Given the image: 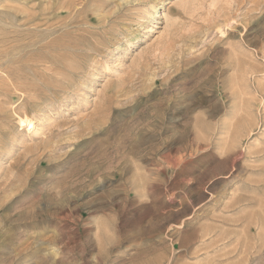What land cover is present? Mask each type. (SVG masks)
Instances as JSON below:
<instances>
[{"label": "rangeland", "instance_id": "1", "mask_svg": "<svg viewBox=\"0 0 264 264\" xmlns=\"http://www.w3.org/2000/svg\"><path fill=\"white\" fill-rule=\"evenodd\" d=\"M182 1L0 0V264H264V0Z\"/></svg>", "mask_w": 264, "mask_h": 264}, {"label": "bare ground", "instance_id": "2", "mask_svg": "<svg viewBox=\"0 0 264 264\" xmlns=\"http://www.w3.org/2000/svg\"><path fill=\"white\" fill-rule=\"evenodd\" d=\"M197 1L198 0H184V1H182V7H183V9L184 10H186L187 9V7H189V6H195L196 4H197ZM260 1V0H259ZM198 5V4H197ZM187 12V11H186ZM223 20V19H222ZM227 20V19H226ZM217 22V21H216ZM224 23L222 24V25H216L215 26V29H216V31L217 32H219L220 34H224V32L222 31V28L225 26V27H228V20L227 21H223ZM232 22V21H231ZM231 22H230V24H231ZM227 25V26H226ZM225 51V50H224ZM230 54H232L231 56H233V53H234V50L232 49H230V52H229ZM237 59V58H236ZM24 119V118H23ZM33 122V121H32ZM29 125H31V123L29 124Z\"/></svg>", "mask_w": 264, "mask_h": 264}]
</instances>
